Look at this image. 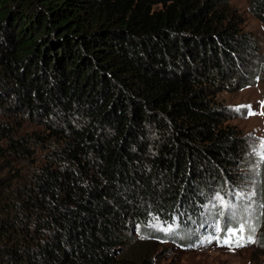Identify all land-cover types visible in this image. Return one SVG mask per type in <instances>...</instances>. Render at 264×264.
I'll return each mask as SVG.
<instances>
[{
	"label": "trees",
	"instance_id": "16d2710c",
	"mask_svg": "<svg viewBox=\"0 0 264 264\" xmlns=\"http://www.w3.org/2000/svg\"><path fill=\"white\" fill-rule=\"evenodd\" d=\"M232 1L0 0V264H155L160 226L264 258V158L250 212H205L258 162L218 98L264 83Z\"/></svg>",
	"mask_w": 264,
	"mask_h": 264
},
{
	"label": "rangeland",
	"instance_id": "374dc122",
	"mask_svg": "<svg viewBox=\"0 0 264 264\" xmlns=\"http://www.w3.org/2000/svg\"><path fill=\"white\" fill-rule=\"evenodd\" d=\"M231 6L241 17L243 29L252 32L263 41V26L248 12L246 2L244 0H233ZM218 98L220 103L236 113L237 117L230 120L228 124L236 127L248 138L251 151L258 162H252L251 166L248 165V171L243 173H248L247 176L250 179L240 183L228 195L217 197L207 207L205 212L209 216V221L213 220V215L220 217L225 213L227 215L235 214L238 208L237 205L240 203L248 212L253 209L248 201L256 186L252 178L258 171L259 160L264 158L262 149L264 140V83L259 81L255 86L246 87L235 93H222ZM25 132L27 131L19 130L20 134ZM2 160L5 159L2 158ZM6 160L12 162L15 167L23 166V171H27L29 168L21 162H14V156ZM0 164H3V162ZM209 225L215 228V223L212 221ZM202 228H204L203 231L211 232V228L208 225ZM152 229L165 235L172 234L176 238L175 241L171 242H166V239L157 240L152 252V259L155 264H264V258H261L259 253L256 252L257 235L252 238L255 241L254 243L231 247L221 245L218 241L211 238L198 239V241L195 240L188 243L189 237L185 239L178 233L175 234L176 232L169 227L160 226ZM196 233H198V230H196Z\"/></svg>",
	"mask_w": 264,
	"mask_h": 264
},
{
	"label": "snow or ice",
	"instance_id": "6c2138e0",
	"mask_svg": "<svg viewBox=\"0 0 264 264\" xmlns=\"http://www.w3.org/2000/svg\"><path fill=\"white\" fill-rule=\"evenodd\" d=\"M233 235H235V233H233ZM247 242L254 243L255 241L249 238ZM224 244H231V240H225ZM237 246H243V245H240L239 243H237Z\"/></svg>",
	"mask_w": 264,
	"mask_h": 264
}]
</instances>
